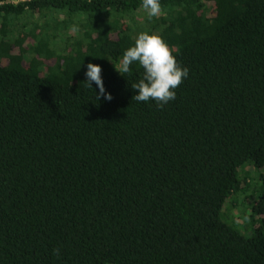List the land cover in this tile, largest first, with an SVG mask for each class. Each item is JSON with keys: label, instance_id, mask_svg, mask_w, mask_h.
I'll return each instance as SVG.
<instances>
[{"label": "trees", "instance_id": "1", "mask_svg": "<svg viewBox=\"0 0 264 264\" xmlns=\"http://www.w3.org/2000/svg\"><path fill=\"white\" fill-rule=\"evenodd\" d=\"M142 3L0 0V264H264V0ZM142 32L189 69L162 108L118 71Z\"/></svg>", "mask_w": 264, "mask_h": 264}, {"label": "clouds", "instance_id": "2", "mask_svg": "<svg viewBox=\"0 0 264 264\" xmlns=\"http://www.w3.org/2000/svg\"><path fill=\"white\" fill-rule=\"evenodd\" d=\"M141 7L149 20L158 18L162 13L161 0H143ZM134 63H138L144 71L142 79L132 85L137 90L133 99L137 102L154 101L161 108L176 99V89L189 76V69L178 62L164 39L148 32L138 34L135 45L124 52L118 71L127 74ZM85 77L90 88L94 83L99 89L98 94L95 92L97 98L112 99L105 88L99 64L89 62ZM53 254L58 257L60 249H54Z\"/></svg>", "mask_w": 264, "mask_h": 264}, {"label": "rangeland", "instance_id": "3", "mask_svg": "<svg viewBox=\"0 0 264 264\" xmlns=\"http://www.w3.org/2000/svg\"><path fill=\"white\" fill-rule=\"evenodd\" d=\"M248 169V171L254 172L253 168L248 165L242 166V171L245 168ZM262 173V170L259 172H256L255 175H258L260 177ZM242 174V172H241ZM254 195L252 191L247 192H238L236 196H231L227 202L225 203L224 209L227 208V206L230 203V200L233 199V201L237 202L239 200V206L235 209L234 207L230 206L228 207V210H224L222 213V219L225 220L227 223L233 225L238 231H240L244 236H250L252 232V226L253 221L251 217V211H252V200L250 196H256ZM246 197L248 198L249 203L245 202ZM253 197V198H254ZM234 216V217H233Z\"/></svg>", "mask_w": 264, "mask_h": 264}]
</instances>
